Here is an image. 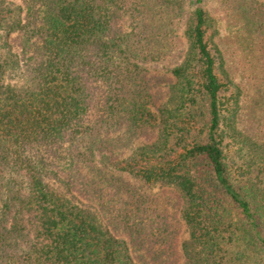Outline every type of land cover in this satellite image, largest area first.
Here are the masks:
<instances>
[{
    "label": "trees",
    "instance_id": "trees-1",
    "mask_svg": "<svg viewBox=\"0 0 264 264\" xmlns=\"http://www.w3.org/2000/svg\"><path fill=\"white\" fill-rule=\"evenodd\" d=\"M216 17L264 75V0H0V264H264V141ZM123 130L155 136L120 159ZM124 177L165 186L188 238Z\"/></svg>",
    "mask_w": 264,
    "mask_h": 264
},
{
    "label": "rangeland",
    "instance_id": "rangeland-1",
    "mask_svg": "<svg viewBox=\"0 0 264 264\" xmlns=\"http://www.w3.org/2000/svg\"><path fill=\"white\" fill-rule=\"evenodd\" d=\"M215 6V3H211L207 7V11L215 14L217 11ZM216 19L218 22L217 27L219 28V39H221L220 47L226 60L225 69L234 85L239 90L240 94L238 110L236 112V127L242 131L241 134H248L251 137H258L259 140L262 138L264 141V94L261 92L264 90L262 85L264 75L258 72L251 64L249 65V61L252 60L251 56H249L241 47V42L237 38L235 41H233L232 38L234 37L232 33H229V30L223 23V20H220L218 17H216ZM150 71L153 73V75L159 76L155 87H157V89H159L160 92L166 96L170 84L166 79L170 74L168 72L170 71V68L155 65V67L151 68ZM260 71H264V68ZM7 78V82L15 84L18 79V75L16 72H14L11 73ZM256 86L262 87V90L259 91ZM154 136L155 134H153L151 138L148 136L145 138H133L130 137V135L126 133L125 130L118 133L116 137H119V139L127 143V146H120L117 150V153L121 155L120 159L128 157L138 147L150 144ZM235 156L238 155L235 154ZM124 178L130 184H135L142 192H145L147 195L153 198L159 206L165 208L168 211L171 218L170 222L179 229V244L188 238L185 226L179 219L178 209L180 206L178 201L174 196H171L170 191L165 186L157 185L154 187H149L141 184L139 181L133 178ZM50 183L61 194L68 198H72V200L82 208L96 213L99 217L102 227L105 230L118 236L119 238H123V235L115 233L109 224L108 217L102 212V210H98L94 204L83 198H80L78 195L63 190L64 188L58 184V181H50Z\"/></svg>",
    "mask_w": 264,
    "mask_h": 264
}]
</instances>
